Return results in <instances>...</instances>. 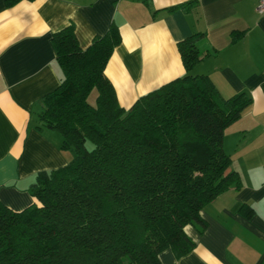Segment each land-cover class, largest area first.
<instances>
[{
  "label": "trees",
  "instance_id": "16d2710c",
  "mask_svg": "<svg viewBox=\"0 0 264 264\" xmlns=\"http://www.w3.org/2000/svg\"><path fill=\"white\" fill-rule=\"evenodd\" d=\"M201 35L177 42L183 75L124 109L104 74L118 26L85 48L72 25L52 34L62 79L42 96L37 128L56 131L59 149L73 157L36 175L23 209L0 200V264H162L165 249L180 257L193 248L184 227L204 225L202 207L241 186L223 132L251 103L245 92L221 96L207 75L191 72ZM242 35L232 32L231 42ZM239 210L250 214L248 205Z\"/></svg>",
  "mask_w": 264,
  "mask_h": 264
},
{
  "label": "crops",
  "instance_id": "0c3cea01",
  "mask_svg": "<svg viewBox=\"0 0 264 264\" xmlns=\"http://www.w3.org/2000/svg\"><path fill=\"white\" fill-rule=\"evenodd\" d=\"M187 3L186 7L180 6ZM258 0H0V200L13 210L33 202L30 185L41 171L64 166L73 152L60 136L38 129L41 98L58 87L52 34L72 25L80 47L114 22L120 43L104 68L124 109L142 94L184 74L177 42L202 33L193 74L207 75L221 96L245 92L251 103L223 132L241 186L205 204L204 225L187 224L193 248L162 264H264V14ZM242 31L237 41L231 34ZM68 155V156H67ZM250 208L245 215L240 205ZM167 258L163 259L162 254Z\"/></svg>",
  "mask_w": 264,
  "mask_h": 264
},
{
  "label": "rangeland",
  "instance_id": "374dc122",
  "mask_svg": "<svg viewBox=\"0 0 264 264\" xmlns=\"http://www.w3.org/2000/svg\"><path fill=\"white\" fill-rule=\"evenodd\" d=\"M96 94H97V90L95 88H93L87 97V100L90 104H94ZM92 147H93V144L90 141H87L86 142V148L89 150ZM64 152L66 154H69L70 152H73V151L71 149H67V150H64ZM161 256L163 259L167 258L166 253H163Z\"/></svg>",
  "mask_w": 264,
  "mask_h": 264
},
{
  "label": "built area",
  "instance_id": "2783aa9c",
  "mask_svg": "<svg viewBox=\"0 0 264 264\" xmlns=\"http://www.w3.org/2000/svg\"><path fill=\"white\" fill-rule=\"evenodd\" d=\"M256 11L260 15L264 14V0H258Z\"/></svg>",
  "mask_w": 264,
  "mask_h": 264
}]
</instances>
